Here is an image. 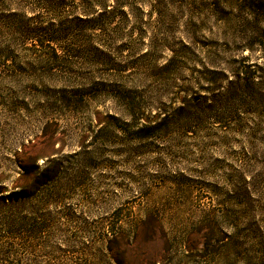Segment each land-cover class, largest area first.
I'll use <instances>...</instances> for the list:
<instances>
[{"label":"rangeland","instance_id":"rangeland-1","mask_svg":"<svg viewBox=\"0 0 264 264\" xmlns=\"http://www.w3.org/2000/svg\"><path fill=\"white\" fill-rule=\"evenodd\" d=\"M17 1L38 7L37 0ZM207 28L198 39L233 37ZM76 35L56 45L66 64L50 78L40 73L48 48L6 44L10 66L0 58V186L19 189L27 154L59 155L61 163L46 192L55 202H14L13 234L0 216V243L11 248L0 250V264H264V118L244 106L216 108L209 116L198 111L190 126L181 119L167 135L134 139L111 128L108 117L118 108L99 95L135 79L165 92L164 102L180 88L194 94L206 85L210 60L177 59L167 76L158 69L168 55L141 58L146 47L138 39ZM227 111L231 118L215 120ZM50 118L59 124L51 143L43 135ZM149 218L157 223L152 238Z\"/></svg>","mask_w":264,"mask_h":264},{"label":"trees","instance_id":"trees-1","mask_svg":"<svg viewBox=\"0 0 264 264\" xmlns=\"http://www.w3.org/2000/svg\"><path fill=\"white\" fill-rule=\"evenodd\" d=\"M37 1V8H26L17 0H0V58L6 61L3 66L9 67L11 62L6 44L27 41L34 50L48 48L47 60L43 61L45 70L40 73L50 78L54 68L66 64L61 61L65 51L56 45L74 38L78 32L120 41L138 39L146 47L141 58L151 57L155 61L168 55L158 69L167 76L177 68V59L201 56L210 60L211 68L202 79L206 85L194 94L193 89L180 88L179 93L164 102L165 92L146 87V80L135 79L112 93L99 95L107 96L118 108V113L108 117L112 129L134 139L164 136L171 133L181 119L189 122L187 126L196 122L198 111L209 116L216 108L232 110L238 105L253 108V114L264 118V0ZM168 18L174 22L168 23ZM179 19L186 20L182 27L177 25ZM208 24L220 29L222 35L233 37L222 41L198 39L197 35ZM177 34L186 39L178 40ZM19 70L12 72L16 75ZM231 78L229 86L221 85ZM180 93L187 96L178 97ZM73 98L64 100L71 102ZM174 100L180 102V107L174 108ZM203 104L207 105L208 113L201 111ZM119 116L124 120L121 126ZM214 116L215 120L223 122L231 118L232 113L227 111ZM98 124L102 125L100 119ZM58 130V122L50 118L43 135L48 136L50 143L56 142ZM39 160L44 161L42 166L38 165ZM18 166L22 171L19 189L0 186V216L5 220L3 226L7 235L14 232L10 223L15 212L13 203L55 202L54 194L46 192L56 184L61 171L59 155L27 154V167L22 163ZM144 226L148 237L152 238L157 223L149 218ZM119 242H125L123 237ZM0 250L11 251L7 240L3 245L0 243Z\"/></svg>","mask_w":264,"mask_h":264}]
</instances>
